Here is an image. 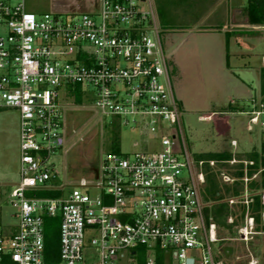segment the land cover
Listing matches in <instances>:
<instances>
[{"label": "built area", "instance_id": "1", "mask_svg": "<svg viewBox=\"0 0 264 264\" xmlns=\"http://www.w3.org/2000/svg\"><path fill=\"white\" fill-rule=\"evenodd\" d=\"M74 85L92 86L100 112L140 128L159 149L111 151L91 177L57 182L54 156L67 141L60 89ZM1 108L19 113L21 156L10 193L16 223L0 222V264H227L213 251L217 224L206 214L205 175L188 151L153 0H99L96 13L43 17L26 0H0ZM247 114L264 128V101ZM259 174L246 170L245 195L229 199L247 206L246 241L255 229L248 183ZM55 221L53 259L46 232Z\"/></svg>", "mask_w": 264, "mask_h": 264}, {"label": "rangeland", "instance_id": "2", "mask_svg": "<svg viewBox=\"0 0 264 264\" xmlns=\"http://www.w3.org/2000/svg\"><path fill=\"white\" fill-rule=\"evenodd\" d=\"M247 5V0H153L162 43L168 51L174 52L177 62L170 69V79L175 95L182 101L181 118L188 151L198 170L205 175L200 189L206 207L215 203L205 199L208 171H218L217 180L224 188L234 181L226 176L235 171L238 163L249 161L254 151H260L264 140L261 125L255 124L249 130L252 126L247 114L253 103L258 105L264 99L261 90L264 24L251 21ZM26 7L38 17L53 12L96 13L99 0H26ZM226 35L230 52L251 54L246 67L232 59V66L229 65L232 73L220 63V56L227 47ZM78 87L81 103L75 99L74 89ZM93 90L92 86L81 89L78 85L60 89L67 141L63 152L54 156L59 183L69 184L81 176L91 177L105 153L116 150L132 155L148 148L159 149V140L143 134L140 128L122 125L118 118L100 112L95 107ZM231 107L239 108L232 110ZM210 112L218 114L212 119L200 117ZM136 141L138 146L134 145ZM222 153L232 154V160L235 158L238 162L231 164L232 160L207 158ZM20 156L19 113L14 108H1L0 222L8 227L16 223L10 193L20 178ZM210 161H214V165ZM206 190L212 193L210 187ZM245 193L243 180L241 197ZM232 197L236 196H229ZM229 205L239 213L237 204L229 202ZM235 218V214L230 215L227 223H235ZM244 222L245 219H241L227 228L217 225L218 240L212 244L213 251L227 264H249L253 258L264 264V231H257L255 222V229L246 241L239 232Z\"/></svg>", "mask_w": 264, "mask_h": 264}, {"label": "trees", "instance_id": "3", "mask_svg": "<svg viewBox=\"0 0 264 264\" xmlns=\"http://www.w3.org/2000/svg\"><path fill=\"white\" fill-rule=\"evenodd\" d=\"M247 13L253 23L264 24V0H249L247 5ZM262 85L261 90L264 94V67L261 69ZM76 93V102L81 103L82 100L79 97V87L74 89ZM264 101V99H262ZM113 152H118L114 150ZM232 154L222 153V154H211L207 156L208 159H226L232 160ZM249 161H253L252 165L245 166L244 162L238 163L236 169L233 173L229 175L233 178V182L225 187L221 188V184L218 182L219 173L217 170H210L207 174V180L204 188L205 199L208 201H215L210 207H206L207 216L212 218L218 226L229 227L234 224H238L241 219H244L245 213L247 211V206L244 203H237L239 213L233 211L229 205V196H236L241 198V193L243 190V177L247 170L249 176H253L254 173L260 171L259 177L251 179L248 183L249 197L252 199L249 204V214L255 218L256 230L264 231V222L262 220V212L264 210V205L262 203L261 194L264 190V140L261 145L260 151H254ZM210 187L212 193L206 192ZM59 192L51 191L48 192L50 195H57ZM232 206V205H231ZM236 216L235 223L229 224L227 220L230 215ZM59 233L57 229V221L50 222L47 226L46 232V247L47 251L53 255V259L58 255V242ZM222 256L218 257L221 259Z\"/></svg>", "mask_w": 264, "mask_h": 264}, {"label": "crops", "instance_id": "4", "mask_svg": "<svg viewBox=\"0 0 264 264\" xmlns=\"http://www.w3.org/2000/svg\"><path fill=\"white\" fill-rule=\"evenodd\" d=\"M56 8H60V6H55ZM82 13H84V12H82ZM89 13H91V12H89ZM164 45V44H163ZM229 45H230V40H228V37H227V35H226V51H225V53L223 54L222 53V56H220L221 58V64H222V66L224 67V69L226 70V71H228V72H230V73H232V68H230V66L229 65H231L232 66V63H231V60L232 59H235V62H236V64L237 65H241V66H243V67H246L247 65L246 64H248L249 65V61L251 60V54L250 55H247L246 54V56H244L243 55V52H241V53H239L238 51H235V52H230V50H229ZM252 45V44H251ZM254 47V46H253ZM164 48H165V50H166V53H167V55H168V62H169V68L171 69V68H173V66L174 65H177V62L174 60L175 58H174V52L173 51H168L167 49L168 48H166V46H164ZM239 53V54H238ZM238 55V56H237ZM262 56L261 57H264V54H261ZM250 58V59H249ZM245 61V62H244ZM242 62H244V63H242ZM171 72V71H170ZM177 97V96H176ZM178 99V101H179V103H180V105H181V107H182V101L179 99V98H177ZM232 106V105H231ZM232 108V110L233 109H237V108H239V107H231ZM218 114V112H210V114H207V115H205V114H202V115H200V117H203V118H207V119H212V117L214 116V115H217ZM205 116V117H204ZM252 127H251V129H249V130H252L253 129V127L255 126V124H253V125H251ZM233 159H235V158H233ZM231 164H234V163H231Z\"/></svg>", "mask_w": 264, "mask_h": 264}, {"label": "bare ground", "instance_id": "5", "mask_svg": "<svg viewBox=\"0 0 264 264\" xmlns=\"http://www.w3.org/2000/svg\"><path fill=\"white\" fill-rule=\"evenodd\" d=\"M205 117V116H204Z\"/></svg>", "mask_w": 264, "mask_h": 264}]
</instances>
